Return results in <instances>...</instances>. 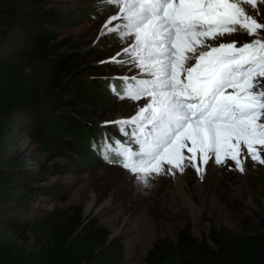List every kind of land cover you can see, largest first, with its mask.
Returning a JSON list of instances; mask_svg holds the SVG:
<instances>
[{"label":"snow or ice","instance_id":"obj_1","mask_svg":"<svg viewBox=\"0 0 264 264\" xmlns=\"http://www.w3.org/2000/svg\"><path fill=\"white\" fill-rule=\"evenodd\" d=\"M105 3L119 11L98 39L116 34L131 42L100 63L139 69V75L119 78V92L109 87L119 99L146 101L133 115L105 122L125 138H102L98 151L105 162L145 187L155 176L183 174L189 166L199 175L210 160L231 161L241 173L249 157L264 165V23L257 19L264 0ZM237 32L252 39L239 46L234 39L215 43Z\"/></svg>","mask_w":264,"mask_h":264},{"label":"rangeland","instance_id":"obj_2","mask_svg":"<svg viewBox=\"0 0 264 264\" xmlns=\"http://www.w3.org/2000/svg\"><path fill=\"white\" fill-rule=\"evenodd\" d=\"M52 4L64 20L52 30L58 40H63L62 49L75 55L61 77L62 82L69 77L96 76L121 85L120 77L139 75V69L130 63H100L116 56L131 42V38L121 39L116 34L98 39L102 26L118 13V5H107L105 0H53ZM245 7L257 15L251 6ZM258 9L257 19L264 23V3H259ZM118 22L113 21L112 26ZM4 28L0 19V33ZM233 39L239 46L252 37L237 32L215 43ZM111 93L109 103L94 106L89 113L76 111L68 104L58 110L93 130H102V137L123 140L118 128L105 122L133 115L146 101L122 100L112 90ZM15 130L9 153L25 170L39 175L31 182L33 189L19 191L20 206L10 202L9 207L0 208L7 220L0 222V228L26 251L38 246V235L50 232L52 223L67 222L77 206L81 207L82 218L94 215L110 231L111 238H121L129 264H144L146 252L156 240L175 242L180 230L212 247V224L233 232L255 233L264 223V165L250 157L243 173L231 161L217 165L210 160L199 175L189 166L183 174L177 171L176 175L155 176L145 187L118 164L105 162L98 151L102 141L97 145L95 158L72 157L45 151L21 129ZM87 145L93 148L90 143ZM185 155L190 154L185 150Z\"/></svg>","mask_w":264,"mask_h":264},{"label":"trees","instance_id":"obj_3","mask_svg":"<svg viewBox=\"0 0 264 264\" xmlns=\"http://www.w3.org/2000/svg\"><path fill=\"white\" fill-rule=\"evenodd\" d=\"M52 3L0 0V19L5 26L0 33L2 210L10 202L20 206L19 191L33 189L31 182L39 175L25 170L9 153L15 128L45 151L95 158L103 131L78 123L58 109L68 104L89 113L94 106L109 103L113 96L109 85L114 84L119 91L116 81L96 76L61 81L75 55L62 49L63 40H58L52 30L64 23ZM0 214V222L7 221L5 214ZM109 235L94 215L82 218L77 206L67 222H54L50 232L38 235V246L32 250H24L0 228V264H129L121 238L116 235L109 239ZM209 238L212 247L180 230L175 242L156 240L147 250L144 264H264V223L255 233L233 232L212 224Z\"/></svg>","mask_w":264,"mask_h":264},{"label":"water","instance_id":"obj_4","mask_svg":"<svg viewBox=\"0 0 264 264\" xmlns=\"http://www.w3.org/2000/svg\"><path fill=\"white\" fill-rule=\"evenodd\" d=\"M109 239L111 238V235H109V237H108Z\"/></svg>","mask_w":264,"mask_h":264}]
</instances>
